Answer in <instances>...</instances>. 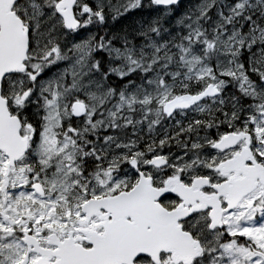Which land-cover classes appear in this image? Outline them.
Wrapping results in <instances>:
<instances>
[{
	"label": "snow or ice",
	"instance_id": "snow-or-ice-1",
	"mask_svg": "<svg viewBox=\"0 0 264 264\" xmlns=\"http://www.w3.org/2000/svg\"><path fill=\"white\" fill-rule=\"evenodd\" d=\"M0 264H264V0H0Z\"/></svg>",
	"mask_w": 264,
	"mask_h": 264
}]
</instances>
